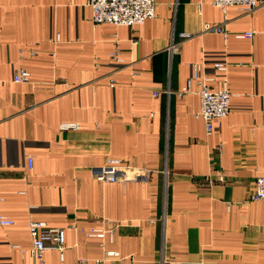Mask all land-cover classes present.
I'll list each match as a JSON object with an SVG mask.
<instances>
[{
	"label": "crops",
	"instance_id": "1",
	"mask_svg": "<svg viewBox=\"0 0 264 264\" xmlns=\"http://www.w3.org/2000/svg\"><path fill=\"white\" fill-rule=\"evenodd\" d=\"M155 4L154 18L115 26L93 25L85 0H0V216L14 221L0 224V264H264V198L248 200L264 175V0L251 13ZM181 32L193 36L169 52ZM195 62L231 93L210 135L195 84L179 94ZM21 68L29 82L13 80ZM108 159L148 178L95 179ZM30 220L65 228L64 260L33 256ZM110 221L112 242L81 231Z\"/></svg>",
	"mask_w": 264,
	"mask_h": 264
},
{
	"label": "built area",
	"instance_id": "2",
	"mask_svg": "<svg viewBox=\"0 0 264 264\" xmlns=\"http://www.w3.org/2000/svg\"><path fill=\"white\" fill-rule=\"evenodd\" d=\"M86 4L91 8V21L93 25L107 23L115 26H133L143 23L146 20L155 17V0H85ZM212 4L225 11L228 6H237L244 13H251L259 6V0H212ZM202 32H214L222 35L225 41L227 34L222 24L209 25L205 24ZM254 34L253 31H246L235 34L236 38H250ZM193 36L191 33L181 32L178 40H171L168 51L174 52L179 49L180 43ZM60 41L57 36L56 42ZM110 57L118 59L117 51L109 53ZM219 71H225L227 66L223 63H217L214 66ZM15 82H29L30 73L21 68L13 77ZM213 78L208 76L204 71L203 63L195 62L192 64V75L179 92V94L190 91V84L193 82L196 86V94L199 99V106L193 112L195 118H199L204 122L205 133L210 135L214 131L213 121L219 125L220 119L228 114L230 110L231 93L226 86V80L219 89H213L210 82ZM111 85L113 82L111 81ZM169 94V90L166 91ZM157 95V92H154ZM62 131L78 130L79 125L75 122H64L61 124ZM33 156L27 158L28 167L33 168ZM93 176L95 179L103 182H126L130 180L147 179L148 172L134 168H126L121 166L118 160L108 159L105 164L93 168ZM264 198V175L257 176L253 183V190L248 195V200L256 201ZM14 221L7 216H0L1 225H12ZM121 223L110 221L109 226L93 227L88 230L81 229L86 236L108 237L112 242L114 231ZM29 232L32 238L33 247L31 252L33 256L41 258L46 250H57L60 253L61 260L65 258L66 249V231L61 226H50L44 221L30 220ZM105 255L109 257H117L118 252L105 251ZM74 264H85L82 259L77 260Z\"/></svg>",
	"mask_w": 264,
	"mask_h": 264
}]
</instances>
